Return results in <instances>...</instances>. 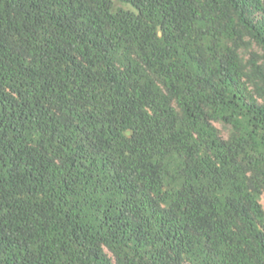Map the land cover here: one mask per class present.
Wrapping results in <instances>:
<instances>
[{
	"label": "trees",
	"instance_id": "trees-1",
	"mask_svg": "<svg viewBox=\"0 0 264 264\" xmlns=\"http://www.w3.org/2000/svg\"><path fill=\"white\" fill-rule=\"evenodd\" d=\"M264 0H0V264H264Z\"/></svg>",
	"mask_w": 264,
	"mask_h": 264
},
{
	"label": "rangeland",
	"instance_id": "rangeland-1",
	"mask_svg": "<svg viewBox=\"0 0 264 264\" xmlns=\"http://www.w3.org/2000/svg\"><path fill=\"white\" fill-rule=\"evenodd\" d=\"M262 205L264 206V195L262 197Z\"/></svg>",
	"mask_w": 264,
	"mask_h": 264
}]
</instances>
